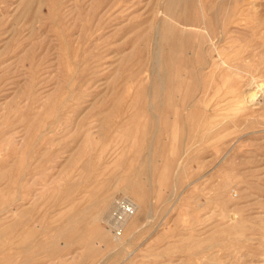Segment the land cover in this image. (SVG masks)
Masks as SVG:
<instances>
[{
    "label": "rangeland",
    "instance_id": "1",
    "mask_svg": "<svg viewBox=\"0 0 264 264\" xmlns=\"http://www.w3.org/2000/svg\"><path fill=\"white\" fill-rule=\"evenodd\" d=\"M0 264H264V0H0Z\"/></svg>",
    "mask_w": 264,
    "mask_h": 264
},
{
    "label": "built area",
    "instance_id": "2",
    "mask_svg": "<svg viewBox=\"0 0 264 264\" xmlns=\"http://www.w3.org/2000/svg\"><path fill=\"white\" fill-rule=\"evenodd\" d=\"M135 212V206L128 198H120L115 205L114 210L112 211L109 222L110 225H113V228L117 233H120L121 228L117 225L119 221L123 220L125 217L132 215Z\"/></svg>",
    "mask_w": 264,
    "mask_h": 264
},
{
    "label": "bare ground",
    "instance_id": "3",
    "mask_svg": "<svg viewBox=\"0 0 264 264\" xmlns=\"http://www.w3.org/2000/svg\"><path fill=\"white\" fill-rule=\"evenodd\" d=\"M157 54V53H156ZM130 201H132V203L134 204V206H135V212L132 214V215H129V216H127V217H125L123 220H121V221H119V223L118 224H115V225H117L119 228H121V230L123 231V226H128L130 229L132 228H135L136 227V218H134V220H129L131 217H133V216H135L136 215V212H137V209H140V205L136 202V201H134L133 199H129ZM118 201V200H117ZM114 204V203H113ZM112 204V206H114ZM111 206V207H112ZM108 211V210H107ZM102 212V211H101ZM110 212V211H109ZM116 232V231H115ZM117 233V232H116ZM124 233V232H123ZM118 234V233H117ZM120 234H122L121 232H120ZM116 238V237H115ZM118 244H119V241H118Z\"/></svg>",
    "mask_w": 264,
    "mask_h": 264
}]
</instances>
